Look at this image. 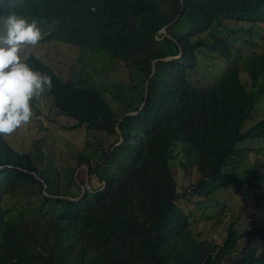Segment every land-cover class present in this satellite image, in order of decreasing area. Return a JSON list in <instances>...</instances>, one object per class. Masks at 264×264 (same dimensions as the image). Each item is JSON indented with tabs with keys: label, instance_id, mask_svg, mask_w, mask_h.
<instances>
[{
	"label": "trees",
	"instance_id": "obj_1",
	"mask_svg": "<svg viewBox=\"0 0 264 264\" xmlns=\"http://www.w3.org/2000/svg\"><path fill=\"white\" fill-rule=\"evenodd\" d=\"M15 11L42 25L41 43L120 63L128 84L109 99L27 55L33 70L52 78L40 96L92 140L87 152L55 163L40 140L17 152L0 137V264H264L256 245L264 221L239 229L234 214L222 222L223 208L216 225L224 236L203 239L180 204L187 191L211 202L229 187L255 190L264 181V150L243 147L264 144V115L243 126L264 99V52L241 53L233 44L260 35L264 0H24ZM210 57L224 61L225 72L205 87L190 83L189 72ZM240 63L250 86L240 80ZM175 149L179 167L198 177L180 194ZM253 151L261 157L243 168ZM19 195L25 204L8 220L4 199ZM257 211L264 206L244 215L252 226Z\"/></svg>",
	"mask_w": 264,
	"mask_h": 264
},
{
	"label": "rangeland",
	"instance_id": "obj_2",
	"mask_svg": "<svg viewBox=\"0 0 264 264\" xmlns=\"http://www.w3.org/2000/svg\"><path fill=\"white\" fill-rule=\"evenodd\" d=\"M32 20H29L31 22ZM37 22V21H36ZM40 27L43 38L46 30L41 24L37 22ZM47 27L46 25H43ZM260 35L244 36L245 40H252L255 44L247 45L243 43L242 39H235L234 48L242 52L256 51L264 52V29H260ZM234 35L231 34L230 39H233ZM29 53H33L36 57L42 59L55 73H57L64 81H71L74 83H80L82 86L100 87L106 92V96L110 99L109 93L115 89L116 86L121 84H128V74L120 63H114L102 55L89 53L88 51H81L79 48L69 46L62 43L39 42L36 46H29L25 48L21 53L22 58L27 57ZM227 68L226 63L220 59L206 58L200 60L197 67V72H189L188 81L196 86L205 87L212 81L222 75ZM239 77L240 80L246 86H250V80L246 70L243 68L242 63L239 65ZM119 88V87H118ZM110 91V92H109ZM34 102L31 101L33 110V116L30 122L17 129L13 134L9 136H3L4 142L14 151L28 152L34 149V141L40 140L42 144L48 146L47 150L50 152L55 163L60 160L70 159V156L75 154L76 151L85 149L89 150L86 144H89L92 137L88 135L84 128L69 129L73 126V121L67 119L64 116L59 115L50 106L47 99L42 98L40 95L34 97ZM112 100V99H111ZM257 114L253 113V121H247L244 123V128L249 127L262 115H264V99L262 98L258 105ZM243 147L254 150L253 148H261L264 150V144L257 140L247 141ZM255 154V155H254ZM261 155H257L256 152L249 153L248 157L244 158L242 163L243 168L253 161L254 158H260ZM264 159V157H263ZM181 160V155L177 149L174 151V159L171 161L173 169L176 172V181L178 184L179 194L190 183H193L197 177L191 166H188L187 171H184L179 167L178 162ZM61 161L60 163H62ZM87 179V176L81 175ZM258 189L252 190L250 188H232L229 187L222 191V193L211 202H207L205 197L195 196L193 193H187V200H182L180 204L185 211L191 210V221L194 223L193 229L195 232L202 234L203 239H215L220 240L224 236V232L221 229V225H216V217L222 215L221 210L224 208L226 216L221 219L225 223L231 214H234V220H236L237 227L239 229H247L250 227H257L260 221H264V212L256 214L254 217V225L250 224V221L244 215H250V211L254 210L256 206H264V181H256ZM26 195L19 196H6L4 201L6 208H11L7 216L8 220H13L17 215L13 209L18 211L20 205L25 204ZM186 200V199H185ZM217 200V201H216ZM206 201V202H203ZM196 203H199L198 205ZM227 204L226 206H223ZM243 211L242 217L236 216L239 212ZM204 214V215H203ZM256 243L259 250L264 249V241L258 239Z\"/></svg>",
	"mask_w": 264,
	"mask_h": 264
},
{
	"label": "clouds",
	"instance_id": "obj_3",
	"mask_svg": "<svg viewBox=\"0 0 264 264\" xmlns=\"http://www.w3.org/2000/svg\"><path fill=\"white\" fill-rule=\"evenodd\" d=\"M23 2L0 0V137L27 125L33 116L32 99L53 87L47 73L33 70L21 56L43 39L37 22L15 11Z\"/></svg>",
	"mask_w": 264,
	"mask_h": 264
},
{
	"label": "water",
	"instance_id": "obj_4",
	"mask_svg": "<svg viewBox=\"0 0 264 264\" xmlns=\"http://www.w3.org/2000/svg\"><path fill=\"white\" fill-rule=\"evenodd\" d=\"M175 58H178V57H175ZM169 59H172V58H169ZM169 59H164V60H169ZM156 61V60H155ZM154 61V62H155ZM146 86H147V84H146ZM146 91H147V89L145 90V93H146ZM146 95V94H145ZM134 113H130V114H128V115H133ZM118 133H119V131H117ZM121 139H120V142L119 143H121ZM77 175V172H76V174H75V176ZM81 196L82 195H84L88 190H89V186H88V182L86 181V184L84 185V186H82L81 187ZM102 190V189H101Z\"/></svg>",
	"mask_w": 264,
	"mask_h": 264
}]
</instances>
